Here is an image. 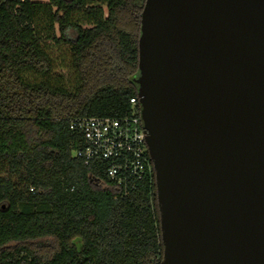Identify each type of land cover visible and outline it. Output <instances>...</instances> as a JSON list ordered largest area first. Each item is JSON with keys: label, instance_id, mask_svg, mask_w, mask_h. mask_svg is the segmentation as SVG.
Returning a JSON list of instances; mask_svg holds the SVG:
<instances>
[{"label": "trees", "instance_id": "obj_1", "mask_svg": "<svg viewBox=\"0 0 264 264\" xmlns=\"http://www.w3.org/2000/svg\"><path fill=\"white\" fill-rule=\"evenodd\" d=\"M145 1L0 0V264H160L155 174L120 197L103 165L75 157L83 138L70 128L130 113ZM56 25L71 88L48 76L41 30Z\"/></svg>", "mask_w": 264, "mask_h": 264}, {"label": "water", "instance_id": "obj_2", "mask_svg": "<svg viewBox=\"0 0 264 264\" xmlns=\"http://www.w3.org/2000/svg\"><path fill=\"white\" fill-rule=\"evenodd\" d=\"M138 48L160 264H264V0H146Z\"/></svg>", "mask_w": 264, "mask_h": 264}, {"label": "built area", "instance_id": "obj_3", "mask_svg": "<svg viewBox=\"0 0 264 264\" xmlns=\"http://www.w3.org/2000/svg\"><path fill=\"white\" fill-rule=\"evenodd\" d=\"M130 104L131 111L125 116L82 117L70 125L83 138L75 157L85 164L103 165L120 197L138 189L143 181L151 182L154 174L139 97L130 98ZM30 190L35 192L34 187Z\"/></svg>", "mask_w": 264, "mask_h": 264}, {"label": "rangeland", "instance_id": "obj_4", "mask_svg": "<svg viewBox=\"0 0 264 264\" xmlns=\"http://www.w3.org/2000/svg\"><path fill=\"white\" fill-rule=\"evenodd\" d=\"M33 1L41 2L44 4L49 2V0H33ZM44 12L45 10L43 11V13ZM41 33L43 37L42 45L50 53V55L54 60V69L52 70L51 74L48 75L49 78H51L54 82H59L71 88L73 86V83L75 82V73L74 70L71 69L70 67L71 65L70 45L64 42H56L52 38L54 35L57 36V38L60 36V32L57 25L54 31L48 28L41 30ZM48 36L50 37L49 39L46 38ZM25 78L28 81L35 82L44 79L45 76L42 77L41 75L36 74V72L34 71H27L25 73Z\"/></svg>", "mask_w": 264, "mask_h": 264}]
</instances>
